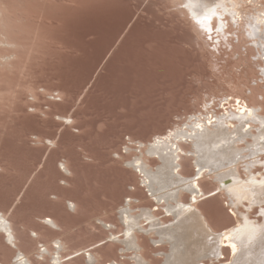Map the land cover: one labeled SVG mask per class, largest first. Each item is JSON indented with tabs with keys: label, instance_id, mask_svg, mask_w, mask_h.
Listing matches in <instances>:
<instances>
[{
	"label": "rangeland",
	"instance_id": "rangeland-1",
	"mask_svg": "<svg viewBox=\"0 0 264 264\" xmlns=\"http://www.w3.org/2000/svg\"><path fill=\"white\" fill-rule=\"evenodd\" d=\"M224 15V29L216 31L213 19L208 33L179 0H0V210L30 264H48L37 246L56 236L65 243L63 264H134V253L110 237L126 239L119 213L128 198L136 213L156 210L128 164L144 149L138 141L205 112L206 103L218 114L240 102L264 115L262 51L244 35V18L235 24ZM180 163L190 175V155ZM238 170L245 176L243 163ZM199 183L216 187L207 175ZM226 202L216 194L198 203L214 229L234 223ZM154 214L174 221L162 208ZM44 217L63 231L53 232ZM137 237L147 264H162L167 244L152 246L145 232ZM15 250L0 232V264H14ZM88 253L96 256L90 263Z\"/></svg>",
	"mask_w": 264,
	"mask_h": 264
},
{
	"label": "bare ground",
	"instance_id": "bare-ground-1",
	"mask_svg": "<svg viewBox=\"0 0 264 264\" xmlns=\"http://www.w3.org/2000/svg\"><path fill=\"white\" fill-rule=\"evenodd\" d=\"M179 3L202 32L212 31L213 19L218 21L216 31H222L224 14H228L235 24L239 18H244V35L252 45L261 49L264 60V4L261 1L252 8H244L243 0H179ZM261 70L264 74V67ZM224 100L228 98L224 97ZM238 105L236 110L218 114L209 110V103H206L205 112L191 114L187 122L176 125L163 135H156L148 143L138 141L144 149L141 155H136L128 164L141 176V183L148 188L149 195L157 203L156 210L140 207L136 213L129 204L131 198H128L119 213L126 239L110 235V240L123 242L125 250L134 253V264L148 263L137 241L138 232L149 233L152 246L167 244L169 251L159 253L162 255V264H206L205 260L209 261L207 264H264V229L260 227L264 225V217L254 218L250 215L254 208L259 209L264 204V168L261 167L264 164L261 158L264 153V115L247 103L238 102ZM63 119L67 122L70 120L68 117ZM253 128L257 129L256 133L251 130ZM240 142H244L243 147L238 145ZM183 154L190 155L193 161L192 173L197 168L201 169L199 181L207 175L216 183V187L211 190L201 187L202 193L197 195L195 203L191 197L187 202L182 200L192 174L181 172L180 158ZM150 159L159 162L152 167L148 162ZM65 162H61L60 168L68 175L69 169ZM242 163L245 176L238 170ZM256 166L262 170L255 173L253 168ZM216 194L227 197L226 203H231L230 214L234 219V223L221 230L213 228L198 205ZM68 205L72 209L76 206L72 200H68ZM178 205L191 211L186 212ZM159 207L167 216H173L174 221L165 223L156 218L154 213ZM42 222L53 232L63 231L60 223L52 217H44ZM144 222H148V228ZM103 225L106 226V223L103 222ZM0 232L4 233L10 245L16 247L13 263L30 264L26 253L16 245L10 222L1 210ZM233 244L232 249L230 245ZM64 249L65 243L59 236L44 238V242L40 241L37 246V256L43 259L48 255V264H63ZM224 250L228 251L226 260ZM95 257L93 253H88L87 262L94 261ZM108 264L115 263L109 261Z\"/></svg>",
	"mask_w": 264,
	"mask_h": 264
},
{
	"label": "snow or ice",
	"instance_id": "snow-or-ice-1",
	"mask_svg": "<svg viewBox=\"0 0 264 264\" xmlns=\"http://www.w3.org/2000/svg\"><path fill=\"white\" fill-rule=\"evenodd\" d=\"M262 168H264V164L261 165ZM201 169L197 168L189 177V183L186 185L185 191L188 193V195L191 197V200L193 203L196 202L197 195H200L202 192L200 191V188L202 187L199 184V174ZM227 199V197H225ZM233 198H237L236 196H233ZM181 209H183L186 212H190L191 209L185 208L183 205H178ZM229 208H231V203L228 205ZM257 214L261 217H264V204L260 206L259 209H257ZM262 229H264V225L260 226ZM224 239H231V237H224ZM233 245H230L233 249Z\"/></svg>",
	"mask_w": 264,
	"mask_h": 264
}]
</instances>
